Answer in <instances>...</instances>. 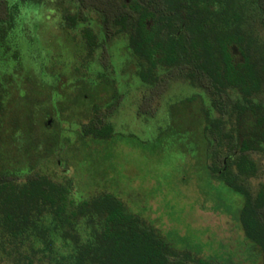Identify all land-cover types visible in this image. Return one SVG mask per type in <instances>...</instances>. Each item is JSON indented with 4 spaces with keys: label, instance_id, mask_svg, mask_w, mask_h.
<instances>
[{
    "label": "trees",
    "instance_id": "16d2710c",
    "mask_svg": "<svg viewBox=\"0 0 264 264\" xmlns=\"http://www.w3.org/2000/svg\"><path fill=\"white\" fill-rule=\"evenodd\" d=\"M78 1L98 9L109 29L130 27L131 53L142 60L143 79L180 73L210 93L216 117L193 107L201 100L194 95L171 107L164 131L180 128L173 124L184 121L186 112L197 114L210 177L242 198L235 221L251 254L237 262L218 261L173 247L131 211L119 185L109 188L101 173L85 182L74 163L88 139L105 142L114 135L99 109L89 118L86 111L70 110L66 101L59 115L68 126L64 136L56 134L41 124L39 94L24 92L19 76L4 72L0 264H264V0ZM17 12L16 5L0 0L3 37ZM166 66L172 70H158ZM56 149L76 152L68 173L60 170Z\"/></svg>",
    "mask_w": 264,
    "mask_h": 264
},
{
    "label": "rangeland",
    "instance_id": "374dc122",
    "mask_svg": "<svg viewBox=\"0 0 264 264\" xmlns=\"http://www.w3.org/2000/svg\"><path fill=\"white\" fill-rule=\"evenodd\" d=\"M95 17L92 15V19ZM101 30L97 24L98 42L103 39ZM51 33V52L57 54L65 48L68 55L74 48L69 37ZM123 43V38L118 37L107 44L108 75L115 76L118 71L117 48ZM100 53L101 47H95L90 57L91 69L101 70ZM57 69L61 74L63 67ZM119 91L125 92L124 98L107 119L116 133L105 142L88 139L85 150L75 155L74 163L85 182L93 183L97 173L105 174L106 185H119L131 211L155 226L176 249L202 252L206 258L218 261L233 257L237 262L249 257L250 245H243L235 221L242 198L210 177L197 114L186 112L182 115L184 121L173 124L180 128L173 126L168 132L164 131L166 125L153 123L165 116L168 102L197 90L176 79L151 99L139 82L129 88L122 85ZM205 102H209L207 96ZM196 103L193 107H197ZM141 105H145L144 111ZM195 140L199 145L189 154Z\"/></svg>",
    "mask_w": 264,
    "mask_h": 264
},
{
    "label": "flooded vegetation",
    "instance_id": "af4514ba",
    "mask_svg": "<svg viewBox=\"0 0 264 264\" xmlns=\"http://www.w3.org/2000/svg\"><path fill=\"white\" fill-rule=\"evenodd\" d=\"M7 2L10 6L16 5L18 12L10 27L5 25L7 30L4 37L0 35V76L4 72L11 76H19L23 82L21 88L24 92L32 89L39 94L38 108L43 113L41 124L54 133L64 136L63 131L68 122L60 119L59 112L60 105L68 101L70 110L86 111L89 118L96 109H99L104 123L111 126L112 134H115L117 130L107 119L117 110L124 98L125 92L119 91L120 87L123 85L129 88L135 82L142 83L149 91V99L161 94L168 88L169 83L176 79L197 90L184 98L168 102L165 116L153 122L161 126L166 125L165 129L170 125L171 107L194 95L201 97L197 102L199 109L208 110L210 119L217 116L211 105L210 93L183 74L165 77L160 74L159 80L153 77H149V80L143 79L140 74L142 60L132 57L130 27L120 31L114 26L109 29L102 13L92 5L84 8L78 0H7ZM126 2L130 4L129 0ZM92 15L96 17L92 19ZM78 24L81 26L78 27ZM97 24L102 29L101 42L97 40ZM53 31L69 37L74 47L68 52L70 57H67L65 48L57 54L49 49ZM118 37L123 38L125 43L117 48L118 71L114 72L115 76H111L106 72L110 64L107 44ZM98 46L101 47L99 57L101 70H94L90 67V57ZM70 59L73 60L72 63ZM57 67H63L61 74H58ZM163 69L172 70L167 66L158 68L159 71ZM206 96L209 98L208 104L205 102ZM235 96L233 94L231 99L234 100ZM144 107L145 105H141L140 109ZM78 128V125L74 126V129ZM66 146V143L60 142L61 151H66ZM61 151H55L57 163L62 172L68 173L70 170L68 164L76 152L66 154ZM255 158L260 159L262 156L256 155Z\"/></svg>",
    "mask_w": 264,
    "mask_h": 264
}]
</instances>
